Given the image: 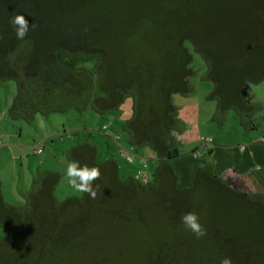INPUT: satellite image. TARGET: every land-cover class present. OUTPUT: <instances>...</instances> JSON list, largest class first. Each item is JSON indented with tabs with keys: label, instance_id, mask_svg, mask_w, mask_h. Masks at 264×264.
<instances>
[{
	"label": "trees",
	"instance_id": "obj_1",
	"mask_svg": "<svg viewBox=\"0 0 264 264\" xmlns=\"http://www.w3.org/2000/svg\"><path fill=\"white\" fill-rule=\"evenodd\" d=\"M17 14L30 24L23 40L10 24ZM185 39L208 63L206 78L220 96L239 80L240 91L264 79V0H0V83L16 82L12 112L87 104L106 112L132 96L129 142L150 146L158 160L150 181L121 180L113 159L98 164L96 147L75 146L73 161L99 168L93 188L106 184L108 209L98 193L59 202L40 185L22 207L6 204L0 191V264H103L100 251L118 253L114 264H220L225 257L264 264L258 196L229 187L210 165H195L190 184L178 185L172 161L181 126L172 95L191 88ZM187 212L198 215L205 236L184 228Z\"/></svg>",
	"mask_w": 264,
	"mask_h": 264
},
{
	"label": "crops",
	"instance_id": "obj_2",
	"mask_svg": "<svg viewBox=\"0 0 264 264\" xmlns=\"http://www.w3.org/2000/svg\"><path fill=\"white\" fill-rule=\"evenodd\" d=\"M240 83V80L237 81L234 88H227L221 93V96L215 91L214 85L205 96V100L214 102V105L210 106L207 111H203L198 101L188 102L189 106H182L178 113V119L185 127L181 130L183 133L180 135V139L183 143L193 145L189 151L180 153V156L172 161V166L178 174L179 187H186L190 184L195 165H210L213 175L229 187L247 195L258 196L259 201L264 203V142L261 141L264 137V91L249 93L250 84H260L257 88L262 87L264 79L257 83L249 82L239 91ZM233 97L236 98V101L232 99ZM216 104L217 107H215ZM9 105L5 107V101V105L0 107V141L2 142L0 147V191L6 204L25 207L26 199L31 193L38 190L40 185L54 194V186L57 184L60 174L57 169L52 167L48 171H38L39 164L43 160L36 159L38 155L45 153L47 141L53 140L56 135L62 138V134L66 131L61 133L62 131L55 124V117L51 121L49 120L52 112L33 115L16 114L12 112V103ZM88 107L91 105L87 104L85 108ZM81 111L79 109V112ZM46 120L49 127L44 134L43 126H45ZM126 121L123 126L124 131H127ZM35 122L43 130L40 140H38V135L33 133L38 127ZM188 129L189 131H187ZM77 131L70 132L76 134ZM106 135L111 138L115 136L110 133ZM23 136H28L31 142L38 141L35 142V145L30 146V141L24 142ZM115 138L113 141L121 140L120 136H115ZM202 138H211V142L205 143ZM85 142L89 143L84 140L80 144ZM39 147L42 152L35 153V148ZM122 150L121 147L120 151ZM250 152L255 154L254 158L250 157ZM148 154V156L151 155ZM55 155L57 157L58 153ZM63 155L73 161L70 150L63 152ZM152 156L155 158H145L146 163L150 162L157 166L158 160L155 153ZM56 157L53 156V159ZM12 159L18 161L21 169H25L21 175H17ZM256 164H259V169L255 167ZM2 168L13 176L11 180L4 179ZM144 168H148L147 164ZM29 174L31 181H29ZM145 175L149 174L140 173L139 177ZM6 185L10 188L8 189ZM3 236H5L4 231H0V239Z\"/></svg>",
	"mask_w": 264,
	"mask_h": 264
},
{
	"label": "rangeland",
	"instance_id": "obj_3",
	"mask_svg": "<svg viewBox=\"0 0 264 264\" xmlns=\"http://www.w3.org/2000/svg\"><path fill=\"white\" fill-rule=\"evenodd\" d=\"M182 43L192 55V62L190 64V68L193 71V75L189 78L191 88L186 94H173L172 102L177 109V113H179V111L182 109V106H189L188 102L197 101L201 104L203 111H207L210 106L214 105L213 100H205L206 94H208L214 87V82L206 78L208 63H206V61L199 52L195 51L190 41L185 39L182 41ZM259 85L250 84L249 93L254 94L257 92L264 91V85L262 87L257 88ZM16 95L17 85L15 81L9 80L0 83V107L5 105V101V107H8L9 103L10 105L11 103L13 104V101L15 99L14 97H16ZM133 105V97L128 96L123 100V102L118 106L117 109L106 111L104 113H97L92 107H83L82 111L79 112V110L74 107L68 109L64 113L52 112V114H50L49 120L51 121L55 117V124L59 127V130L62 131L61 133H63V131H66V133L62 134V138L56 135L53 137V140H49V142L47 141L45 153L38 155V158L36 160H43L42 163L39 164L40 168L38 171H48V169L52 167L54 169H57L58 173L60 174L57 180L58 182L54 186L55 192L54 194L52 193L53 196L59 200V202L66 200L68 197L82 196V193L76 192L69 186L67 182V177L65 174L66 167L67 164L72 160L63 157V152H67L69 150L71 151L75 146L82 143L84 140L96 147L97 152L95 160L98 164L105 162L109 158L114 160V162L119 168V177L121 178V180L128 179L131 176L139 178L140 173H142L143 175L145 173H148L149 176H151V173H153L152 171L155 170L156 166L148 162L147 167L149 169H146L143 167L142 160L140 158H155V156H152L154 155V150L148 145H131L129 142V132L123 130L125 121L129 119L133 113ZM215 107H217V104L215 105ZM179 123L181 126V130H183L185 126L181 122ZM35 125L38 126L36 122ZM48 127L49 125L46 120V124L45 126H43L44 134L45 130H48ZM75 130H78L76 134H72V132H70ZM187 131H189V129ZM107 132L111 135L120 136L121 140L119 139V142L113 141V138H115V136L111 138L106 135L108 134ZM33 133L34 135H38V140L42 139L41 134L43 133V130L40 126L36 127ZM180 133L177 138L176 148L179 153H184L186 151H189L193 144L190 145L188 143H183V141L180 139V135H182L183 132L181 134ZM38 140H36L35 142H37ZM180 140L181 143L179 144ZM23 141L28 142L30 141V138L28 136H23ZM35 142L30 141L29 145H35ZM121 147L123 149L122 151H120ZM40 148L41 147H39V149ZM56 153H58L57 157L55 155ZM148 153H150L151 155L148 156ZM30 156L32 157V155ZM53 156H55L56 159H53ZM12 163L14 165L17 175H21V173L25 169H21L18 161L14 159H12ZM2 175L7 181L11 180L13 177L10 173L6 172L4 168H2ZM28 177L29 181H31L30 174ZM23 178H26V176H23ZM15 186L16 185L14 184V187ZM6 187H8V189L10 188L7 185ZM106 187V184H100L99 188H97V193L100 196V199L98 200V205L101 203V206L103 207L102 209H108L109 207V205L107 204L109 203V201H105L106 203H102L103 199L107 200L108 192ZM149 199H147L148 202H151ZM94 206L95 204L90 203L88 208L92 210ZM68 212L71 211L69 210ZM149 217L154 216L150 214ZM150 221L151 223H154L155 218H150ZM115 225L116 228L121 230V224ZM0 231L3 230L0 229ZM101 235H103L102 237L108 242H111L108 236H105L106 234ZM140 246L141 248L143 247L142 244ZM73 255L74 253H71L69 257L71 258V256L73 257ZM83 255L84 256L83 258H81V262L88 256V254ZM99 256L104 259L102 262L103 264H114V262H112L113 257H118L120 255L115 252L105 254V251H100ZM64 264H70V262L66 260Z\"/></svg>",
	"mask_w": 264,
	"mask_h": 264
},
{
	"label": "clouds",
	"instance_id": "obj_4",
	"mask_svg": "<svg viewBox=\"0 0 264 264\" xmlns=\"http://www.w3.org/2000/svg\"><path fill=\"white\" fill-rule=\"evenodd\" d=\"M10 24L13 28L15 36L18 40H23L28 32L30 24L23 15L17 14L11 20ZM34 29L36 27L35 22L31 24ZM175 135V133H170ZM250 157L254 158V153H249ZM255 167L259 169V164ZM66 177L69 186L76 192L87 194L91 199H96L97 192L93 188V184L100 178V170L98 167L81 166L78 161H71L66 167ZM181 223L184 228L195 235L196 238L205 236L206 230L199 223V217L194 212H187L181 216ZM220 264H232L229 257H225L220 261Z\"/></svg>",
	"mask_w": 264,
	"mask_h": 264
},
{
	"label": "built area",
	"instance_id": "obj_5",
	"mask_svg": "<svg viewBox=\"0 0 264 264\" xmlns=\"http://www.w3.org/2000/svg\"><path fill=\"white\" fill-rule=\"evenodd\" d=\"M116 139V138H115ZM203 139V141L205 142V143H210L211 142V138H202ZM117 140V139H116ZM261 141L262 142H264V137L261 139ZM2 146V142L0 141V147ZM36 150H35V153H41L42 152V150L41 149H39V148H35ZM142 164L144 165V166H146V160L145 159H142ZM150 179H151V177L149 176V175H145L144 177H142V180L143 181H145V182H148V181H150Z\"/></svg>",
	"mask_w": 264,
	"mask_h": 264
}]
</instances>
